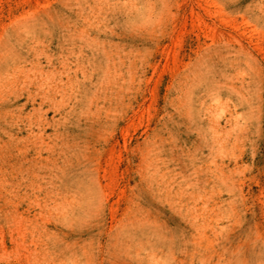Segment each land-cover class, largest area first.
Masks as SVG:
<instances>
[{"label": "rangeland", "instance_id": "obj_1", "mask_svg": "<svg viewBox=\"0 0 264 264\" xmlns=\"http://www.w3.org/2000/svg\"><path fill=\"white\" fill-rule=\"evenodd\" d=\"M0 264H264V0H0Z\"/></svg>", "mask_w": 264, "mask_h": 264}]
</instances>
